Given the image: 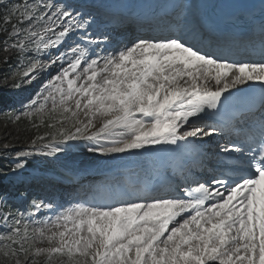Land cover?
Returning <instances> with one entry per match:
<instances>
[{"label":"snow or ice","instance_id":"obj_1","mask_svg":"<svg viewBox=\"0 0 264 264\" xmlns=\"http://www.w3.org/2000/svg\"><path fill=\"white\" fill-rule=\"evenodd\" d=\"M4 19L16 20L11 25L13 47L20 54L33 45L36 53L46 54L90 26L81 14L52 3L17 5ZM259 29L264 47V5ZM81 39L86 43L70 46L51 61L68 62L46 86L45 103L31 101L37 115L71 123L75 133L58 129L64 140L95 127L97 119L101 126L85 138H103V145L90 150L104 154L146 145L189 148L194 139L218 133L236 139L218 146L207 179L181 173L187 185L182 190L173 183L117 189L112 202L78 203L31 233L16 219L2 239L19 247L7 244L4 255L20 254L15 264H264V115L258 139L236 124L209 125L201 119L206 110L219 116L222 97L228 99L225 93L238 85L259 82L264 87V59L229 62L199 47L203 36L192 42L180 35L138 38L131 46L90 58V46L108 38ZM41 68L33 58L23 75ZM49 100L51 108L45 112ZM81 112L86 121L79 119ZM51 151H60L59 145ZM173 188L180 194H172ZM0 219L7 224V216ZM37 242L48 247H37Z\"/></svg>","mask_w":264,"mask_h":264},{"label":"bare ground","instance_id":"obj_2","mask_svg":"<svg viewBox=\"0 0 264 264\" xmlns=\"http://www.w3.org/2000/svg\"><path fill=\"white\" fill-rule=\"evenodd\" d=\"M52 1H53L52 4L65 7L67 10L72 11L74 15L76 14V12H74V10L71 9L70 7L62 6L58 0H52ZM67 1L75 2L76 0H67ZM83 2L88 3V4L94 3L96 5L102 4L100 0H79V2H77L76 4L80 5ZM82 17L90 22V26H87L86 33L84 35H86L90 39H94L97 41L104 40L105 37L108 38L107 43H101L99 45L90 46L92 49L90 58H95L97 53L101 55H106L109 52H116L120 50L121 48H123L124 46H131V43L136 42L138 40V37L141 36V34L137 31L138 29L135 28L133 30L134 32H131L128 35L129 38L127 39L129 40V42L127 44L125 43L122 46H116L114 44L120 41V38L122 37L121 35L122 32L121 33L117 32L112 35L106 34V32H104V29L102 30V28L100 27L102 23L101 20L103 18L102 16H100L101 18L99 16L91 17L88 13L85 12ZM126 23H132V22L126 21ZM169 31H171V27L164 25L158 28V30H150V31H147V33H151L152 38H156L155 36H153L154 34L161 35V38H164L165 37L164 33L169 32ZM142 32L145 33L146 31H142ZM49 35H51V33H49ZM180 35L182 36L186 34L182 30ZM74 37L75 36L71 35L70 38L66 39L65 42L59 45L57 48H53L47 51L46 54L44 52L43 57H42L43 61L41 62V65L44 66V68L40 70L39 72H36L33 75H31L30 79H32L33 82L30 83L31 85L29 87H26V89L23 91L25 92L24 94H26L30 89H32V86L35 83L42 82L40 78H46L47 76V77H50V81H51L52 78L60 72L62 67H67V62H68L67 60L57 61L54 64L51 63V61L55 59V57L59 55L61 52L66 51L70 46H74L76 43H79V44L86 43V41L82 39L80 41H76V38ZM230 59L231 61L229 60V62H232V61L259 62L262 59H264V47H262V43L260 45L254 44L250 48H246L244 46L235 47L234 49H232ZM46 81H48V84H47L48 86L50 82L49 78ZM27 83L28 81L26 82L25 85H27ZM248 83L249 82L243 85H238L235 89H231L229 93L230 92L235 93L236 91L245 90L247 88ZM41 86L42 85H40L39 88ZM209 86L211 87L213 85L210 84ZM65 87H66V83H65ZM98 128L92 131V133L95 132ZM206 139L207 137L203 139H195V140L200 141V143H202L206 149L208 150L213 149L214 151L219 152L218 146H220L219 144H220L221 139H215L214 141L212 140L209 143L204 144L203 141ZM226 139H227V142L230 141L228 140V138ZM99 141L100 140L89 141L85 138L83 141H81L82 143L79 146H76V145L72 146L68 144L69 146H67V148L62 146L61 144H56V146L59 145L60 149H64L63 151L64 153L61 151L52 152V154L54 155L53 156L54 158H51V157L47 159L42 158V160L47 162L49 165H51V162L53 161V159L58 158L59 163L62 164V169L60 171H50V172L56 175H60L59 177H62V178H59V180L62 181L63 183L73 184L85 178L83 176H79V173L82 170H84L85 167L91 168L93 170V176L97 177L104 173H107L109 169L112 167H115L118 170L117 173H119L120 172L119 170H121V164H123L124 162H128V161L135 162L137 166V170L131 173V177H135L139 175L140 173L146 172V170L151 166L152 161L155 158H157V154L161 150H165V152H170V151L174 152L177 150L174 146H171V145H146L145 148L143 149L130 150L129 152H126V153L104 154L98 151L96 152L91 151L90 149L95 147V145H103L105 143V141H100V142ZM104 175H108V174H104ZM133 181L135 180L134 179L131 180L129 184H131V188H136V185L133 184ZM79 185H80L79 188L74 187V186L71 187L72 189L68 188L69 189L68 193H72L75 196H72V198L68 200L67 205H64L63 208L62 207L60 208V206H58L56 203L53 208L49 209L46 212H43V214L39 216L40 222L43 223L44 221L46 222L50 221L51 219H54L58 213L63 212L64 210L68 208L74 207L78 203L84 204L85 206H89V205L97 204V203H110L114 199L115 192L113 193L109 192L107 202L101 201L100 199L97 198V196H95V194H94V197L83 199V200H86V201H83L80 198L84 197L83 194L86 192V188L84 186L87 184L81 183ZM65 192L66 191H63L61 193L64 194ZM38 226H40V224L34 227H38Z\"/></svg>","mask_w":264,"mask_h":264},{"label":"rangeland","instance_id":"obj_3","mask_svg":"<svg viewBox=\"0 0 264 264\" xmlns=\"http://www.w3.org/2000/svg\"><path fill=\"white\" fill-rule=\"evenodd\" d=\"M58 1L61 4L64 3V0H58ZM52 2H53L52 0H45V1L44 0H0V19H1V15H3L4 17L7 16L8 10L14 6H17V5H24V4L33 5V4H38V3H52ZM77 13H79V12H77ZM87 13H89L91 16L92 15L91 13H93V12H90V9H89V10H87ZM79 14H81V16H82V13H79ZM13 23H16L15 19H11L10 21H5V24L3 25L5 30L6 31L11 30L12 31L11 25ZM101 27H103V24ZM104 30H105V32H110L106 28ZM82 33H84V30L83 31L78 30L76 32H73L71 35L75 36L74 38H79L80 34L82 35ZM11 34L13 35V40L16 42V38H15L14 34L12 32H11ZM70 36L68 38H70ZM21 38H22V36H21ZM123 39H124V37L121 38V40H123ZM43 54H44V52L36 53L35 49H34V45H33L31 50L22 54V56L19 60V65L15 66L12 69L11 75H9V72H5V71L2 73V75L0 77V90H2L3 93H5V95L9 99H16V98L20 99L19 96L25 95L24 94L25 92H23V91L26 89V87H29L31 85L30 84L31 82H33L32 79H30L31 76L25 77L23 75L24 81H23L22 85L19 88H14L13 83L16 80V76H18L20 72H24L26 70L28 64L33 60V58L38 59L41 63L43 61V58H42ZM43 68H44V66H42L41 70ZM48 78L50 81V77H47V76H46V78H40L42 80V82L35 83L32 86V88H34L36 86L39 87L40 85H42L41 87L43 89H45L47 84H48V81H46ZM27 81H28V83H27V85H25ZM24 86H25V88L23 89ZM42 88L41 89L39 88L37 90V92H35L34 99H32V101L33 100L37 101V105L40 103H45V101L43 100V96H46L47 92L43 91ZM22 103H24V104L22 105ZM18 105L20 106L21 110L19 112L18 111L16 112L15 117H13V118L9 117V119L7 121H5L4 118H0V143L6 142L7 140H10L12 137H15L17 135V133H18L17 122L19 120L24 119V118H28L31 120L42 121V117H43V120L45 118H47L44 113L37 115L33 111V106L31 105V101L29 103L28 102H26V103L25 102H20V103L18 102ZM50 108H51V101L49 100L46 104L45 112H47V110ZM26 111L33 112V114L31 116L23 115V113ZM79 119L82 121H86L87 118L84 116L83 112H81L79 115ZM54 120L57 123L59 122L58 119H56V118H54ZM94 124H95V127L89 128L87 132L80 134L76 139H68V140L63 139L62 141L56 140L53 143L48 144V146L45 147L44 149L27 152V155L25 157H19L18 153H16L18 151V149H16V148H12V149L7 150V151H1V149H0V152L3 155H5V157H7L8 159H11L12 161H14L17 164L18 163L21 164L22 167H20V168L16 167L18 170L24 171L25 170L24 166L27 163V164L32 165V169H26V171H28L29 173H33L35 170H37L38 168H40L42 166H45V164H46L47 166L43 167L44 173L46 175L53 174L50 171H60L62 169V164L59 163L58 158L53 159V161L51 162V165H49L47 162L42 160V158H45V159L49 158L48 156L53 157V154L51 151V148H52L51 145L54 144L53 145V147H54V146H56V144H61L62 146L66 147V148H67V146H69L68 144H72V146H73L74 144L77 143V145H79L80 141L83 140V137H81V136L84 134H90L93 130H95L96 128L101 126V120L100 119L95 120ZM60 128H63L66 132L75 133V128L72 127L70 122H65V123L61 124L58 127V129H60ZM58 129H57V133H58ZM58 137H62V136L58 135ZM100 141H102V140H100ZM60 151L63 152L64 149H60ZM46 155H48V156H46ZM53 167H54V169H53ZM14 176H16V175H14ZM57 176L59 177L60 175H57ZM59 178H62V177H59ZM12 180H14V177L12 178ZM40 197H41V195H39V196L37 195L36 199L33 200V202H31V203L27 199H25L21 202V203H23V206L25 208H29L31 211H33L35 213V215L33 217L32 216H21L20 215L21 203L18 204V203L9 202L10 206H11L10 209L14 210L17 214H13V213L10 214L8 219L10 218L11 221H8L7 224H5V221L3 220L2 224H5V225H0V264H15V261L17 259H22V256L20 254H18L16 257H13L11 255H9V256L4 255V251L7 250L5 247L7 244H11V246L14 248H18L19 244H12L11 241H5L4 239H2V237L11 231V227L14 223V220L20 219V218L26 220L24 222H21V225H20L21 228L23 229L24 225L29 224L30 227L28 226V230H29V233H31L32 228H34L33 224H35L34 222H36L35 219L38 217L39 213L42 211V210H40V207H39V209L33 207V204L35 203V204H39L40 206H42L43 203L46 202V200L40 199ZM44 222H46V221H44ZM36 246L37 247H48V244L46 242H43V243L37 242ZM40 259H43V257H41Z\"/></svg>","mask_w":264,"mask_h":264},{"label":"trees","instance_id":"obj_4","mask_svg":"<svg viewBox=\"0 0 264 264\" xmlns=\"http://www.w3.org/2000/svg\"><path fill=\"white\" fill-rule=\"evenodd\" d=\"M0 19V77L2 73L11 72V70L16 65L20 53L14 48H10L5 45V42L10 40L8 32L2 33L3 28L1 27L4 24V19L1 15ZM16 62V63H15ZM20 80H17V85L20 84ZM8 100L0 91V105L6 106ZM3 114V113H2ZM0 115V118H4L5 121L8 120V117L5 115ZM13 117V116H12ZM52 124L54 126L49 127L47 125ZM61 124L56 122L54 118L49 120L45 118L44 120H31L28 118L21 119L17 122L18 133L15 137H12L6 142L0 143V149L2 151L9 150L12 148H18L20 150H26L35 148L43 145L45 142L53 140L57 135V129ZM12 165L9 161L0 154V192L5 189L2 185L6 174H8Z\"/></svg>","mask_w":264,"mask_h":264}]
</instances>
